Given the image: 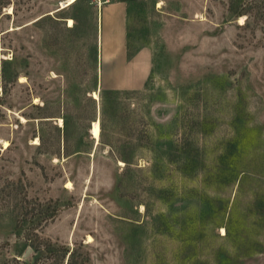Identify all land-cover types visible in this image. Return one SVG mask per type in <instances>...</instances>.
Returning a JSON list of instances; mask_svg holds the SVG:
<instances>
[{"label":"rangeland","instance_id":"rangeland-1","mask_svg":"<svg viewBox=\"0 0 264 264\" xmlns=\"http://www.w3.org/2000/svg\"><path fill=\"white\" fill-rule=\"evenodd\" d=\"M65 1L0 0V264H264V0Z\"/></svg>","mask_w":264,"mask_h":264},{"label":"bare ground","instance_id":"bare-ground-1","mask_svg":"<svg viewBox=\"0 0 264 264\" xmlns=\"http://www.w3.org/2000/svg\"><path fill=\"white\" fill-rule=\"evenodd\" d=\"M74 1L75 0H66L65 2H63L61 4V7H64L66 5H69V4L73 3ZM240 19H241V17H240ZM70 22H71V19H70ZM99 131H100L99 130V123L96 120V121L93 122L92 129H91V132H92V135H93L94 138H98L99 137Z\"/></svg>","mask_w":264,"mask_h":264},{"label":"trees","instance_id":"trees-1","mask_svg":"<svg viewBox=\"0 0 264 264\" xmlns=\"http://www.w3.org/2000/svg\"><path fill=\"white\" fill-rule=\"evenodd\" d=\"M6 3V2H5ZM8 3V2H7ZM6 3V4H7ZM250 5H249V3H248V1L247 2H243V3H240V5H239V9L238 10H236V12H235V15L236 16H242V15H245V14H247L248 15V13H249V11H250ZM264 10V9H263ZM66 249H64L63 250V252L64 253H66Z\"/></svg>","mask_w":264,"mask_h":264},{"label":"water","instance_id":"water-1","mask_svg":"<svg viewBox=\"0 0 264 264\" xmlns=\"http://www.w3.org/2000/svg\"><path fill=\"white\" fill-rule=\"evenodd\" d=\"M29 251H30V248H28V249L26 250V252H25L24 256H27V255H28V253H29Z\"/></svg>","mask_w":264,"mask_h":264}]
</instances>
